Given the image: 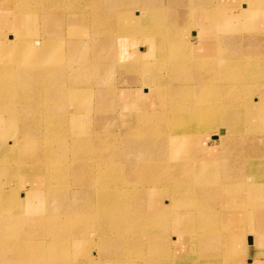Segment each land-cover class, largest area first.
I'll return each mask as SVG.
<instances>
[{
    "label": "bare ground",
    "instance_id": "obj_1",
    "mask_svg": "<svg viewBox=\"0 0 264 264\" xmlns=\"http://www.w3.org/2000/svg\"><path fill=\"white\" fill-rule=\"evenodd\" d=\"M163 2L0 0V264H243L264 237V0ZM104 47L134 81L71 102L65 72ZM153 88L168 105L136 112ZM129 102L123 142L142 150L115 153L98 116ZM220 127L212 151L200 139ZM174 228L194 259L171 251Z\"/></svg>",
    "mask_w": 264,
    "mask_h": 264
},
{
    "label": "rangeland",
    "instance_id": "obj_2",
    "mask_svg": "<svg viewBox=\"0 0 264 264\" xmlns=\"http://www.w3.org/2000/svg\"><path fill=\"white\" fill-rule=\"evenodd\" d=\"M145 1L151 3L152 5H154L155 3H158V1H160V0H145ZM163 1H164L163 3L170 5L172 3L173 4L177 3L179 0H163ZM5 13H8L7 14L8 18H10V19L12 18V14H13L12 10L10 12H5ZM189 36H190L191 42L194 44V46H198L197 48L201 47L199 39H196L193 36V34L192 35L190 34ZM155 46L158 48V43L157 42H156ZM141 47H143V46H141ZM104 48L105 49H103L102 52L98 51V54H93L91 57L89 56V54H91L93 52L87 51L83 55V57H84L83 59H85L86 61L80 64L82 67H80L77 64L79 67L77 66L78 67L77 68L75 66V69L77 70L76 72H72V71H70L68 73L65 72L66 75H70V76L73 75L75 77V79L77 80L76 82H78L77 83L78 84L77 88H75L73 90L74 92L71 91L72 93L68 94L67 98L71 102L79 101L80 98H83L84 104H92V103L94 104V103L97 102L98 96H95L93 98L91 97L92 95L89 92L91 87L94 88V86H96L97 83H101L103 85V87L109 88V89L106 88V90H111V89L113 90L117 86H122L124 80H128L129 79L128 77H125V75H130V74H127V73H132V72L128 71V70H123V69H119V70H117L116 68L113 69L112 68V60H110L111 57L109 56L110 55L109 54L110 51H107V49H106L107 47H104ZM140 48L138 50L141 52L142 49H140ZM143 48H145L146 51H148L149 46H146V47H143ZM221 52H223L225 54V51H221ZM95 53H97V52H95ZM86 54L89 56V58H88V56H86ZM99 54L101 56H99ZM108 56L110 58H108ZM85 57H87V58H85ZM76 58L79 59L80 57L77 56ZM50 60L51 59L49 58L47 67H45L46 71L50 70L56 64V62H55L56 60H52V61H50ZM89 65H90V68H89ZM101 66L111 67L110 68L111 70L108 71V68H101ZM19 78L33 81V78L29 74L25 75L22 72L19 73ZM60 78H61L60 73L59 72H55L53 78L50 81L51 82H55V81L59 80ZM142 78H139V80H140V83L138 84L139 86H137V84L135 85V83H131V82L134 81V78L133 79L130 78L131 82L126 83L125 85L133 87V88H139V87H141V85L145 86V84H144L145 81ZM77 89L79 90V95L77 94L78 93ZM154 90H156V89L153 88V91L150 92V94L147 95L146 99H143L146 96L143 93L141 94V93H139L137 91H131V95H134L135 97H138L140 94L143 95L142 96V101L145 103V105H144L143 103L139 102V100L141 98H138V103H137V106H136L137 108L134 109L135 111L137 110V111L141 112V110H144L145 112L156 113V112H158V109L161 110L162 108L166 107V105H168L167 101L165 102V100L162 97L158 96V92H155ZM73 93H74V95H73ZM103 94L105 95L106 91H104ZM252 95H253V93H252ZM86 96H88V98L85 99ZM93 99H94V101H93ZM131 105L132 104H130V102H129V103H126L125 107H124V105H123V107L121 105L120 110H115L113 112L110 111L107 114H101L100 116H98V121H99L98 123H102V124L110 123V124H112L114 126L113 127V130H114L113 133L116 136L119 137V138H117L118 139V142H117L118 147H117V149H119V150H116L115 153H118V152L119 153H122V152L123 153H125V152H137V151L139 152L140 149L142 150V148L140 146H138L139 144H137L136 142H133V143H131L130 141H129V143L125 142L126 146L124 145V142H123L124 139H126L128 137V128H130V126L127 127L128 125H124L123 124V121H122L120 115L124 114V113L128 114L130 112V110H131V107H132ZM126 107H128V108L126 109ZM62 109H58V111L59 110L63 111ZM150 109H151V111H150ZM98 123H97V121L95 119V122L92 124V126H94V124H96V126H95L96 128H94V129L95 130L99 129L101 131H105V129H103V127L100 126ZM225 133H226L225 127L224 128L220 127L219 128V132H218V136L211 137V138L203 136L200 139V141H201V143H203V145L205 144L204 145L205 147H209L210 150L215 151V150H217V148H219V144H220L219 137H221V135H225ZM124 135H125V138L123 137ZM128 144H130V145L132 144V145L130 146ZM127 146H130L131 148L130 147L129 148H125ZM23 196L24 195L22 194V197ZM6 200L5 199L4 200H0V202H2V203L8 202V200L7 201ZM9 201H11V200H9ZM11 202H13V201H11ZM261 204L264 205V201H262ZM15 211H17V209ZM11 212L13 213V209L11 211H9L8 213L11 214ZM163 225H165L164 221H158V233H159L160 227L163 226ZM251 228H252V226H251ZM174 230L173 229L170 230L168 232V234L166 235L168 240L170 241V244H171V251H175V254H176L177 257L181 258L183 256H187L188 259H190V260L194 259L196 257V253L194 251V245H193L194 242L191 240V238H189V237H193V235H189V237H186V235L180 234L178 232V230H176L175 228H174ZM250 234H254V232L250 233ZM261 234H263V233H261ZM196 238H197V236H196ZM258 240H259V245L261 244V247H262V242L264 240V237L263 236H258ZM118 251H119L118 254H120V255H121V253H123V251H120V250H118ZM95 252H96V250H95ZM181 254H183V255H181ZM203 254H207V252L202 253V255ZM202 255L200 256L198 254V256L195 259H197V258H200V259L199 260H195V264L200 263V261L202 262V257H203ZM154 257H156V256H151L149 254H143L141 261L145 262V264H146L149 261V259L154 258ZM243 257H245L243 264H250L252 262H254V264H264V248H263V250H261L260 248H258L256 246L246 248V253L243 254ZM146 260H147V262H146ZM180 264H184V263H180ZM215 264H233V262L226 263L225 261H223V262H217ZM237 264H241V263L237 262Z\"/></svg>",
    "mask_w": 264,
    "mask_h": 264
},
{
    "label": "crops",
    "instance_id": "obj_3",
    "mask_svg": "<svg viewBox=\"0 0 264 264\" xmlns=\"http://www.w3.org/2000/svg\"><path fill=\"white\" fill-rule=\"evenodd\" d=\"M256 247H258V248L261 249V244L259 245V240H258V245H257ZM250 250H251V249H250Z\"/></svg>",
    "mask_w": 264,
    "mask_h": 264
}]
</instances>
